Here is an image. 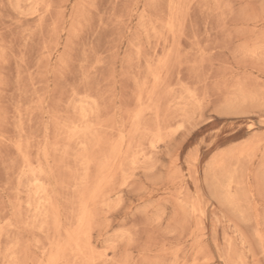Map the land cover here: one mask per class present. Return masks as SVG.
<instances>
[{
  "label": "rangeland",
  "instance_id": "rangeland-1",
  "mask_svg": "<svg viewBox=\"0 0 264 264\" xmlns=\"http://www.w3.org/2000/svg\"><path fill=\"white\" fill-rule=\"evenodd\" d=\"M0 264H264V0H0Z\"/></svg>",
  "mask_w": 264,
  "mask_h": 264
},
{
  "label": "bare ground",
  "instance_id": "bare-ground-1",
  "mask_svg": "<svg viewBox=\"0 0 264 264\" xmlns=\"http://www.w3.org/2000/svg\"><path fill=\"white\" fill-rule=\"evenodd\" d=\"M38 193V192H37Z\"/></svg>",
  "mask_w": 264,
  "mask_h": 264
}]
</instances>
